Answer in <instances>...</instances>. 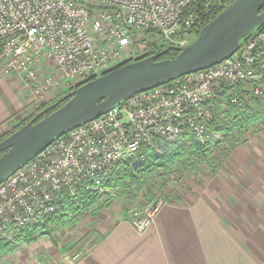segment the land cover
Masks as SVG:
<instances>
[{
    "label": "built area",
    "instance_id": "1",
    "mask_svg": "<svg viewBox=\"0 0 264 264\" xmlns=\"http://www.w3.org/2000/svg\"><path fill=\"white\" fill-rule=\"evenodd\" d=\"M196 4L204 11L228 2L0 0V82L16 75L33 98L51 89L56 101L133 62L131 44L142 36L152 33L165 46L189 44L205 25L194 20L191 9ZM50 61L55 75L43 80L39 69ZM247 93L264 103V24L220 64L115 104L55 138L9 174L0 182V237L40 226L59 212L69 214L67 203L77 204L82 195L101 191L115 167L130 165L145 148L161 151L165 144L191 135L209 150L219 101L226 98L228 106L239 109ZM163 206L164 200L157 198L131 212L128 223L142 234Z\"/></svg>",
    "mask_w": 264,
    "mask_h": 264
},
{
    "label": "crops",
    "instance_id": "2",
    "mask_svg": "<svg viewBox=\"0 0 264 264\" xmlns=\"http://www.w3.org/2000/svg\"><path fill=\"white\" fill-rule=\"evenodd\" d=\"M31 98L20 77L2 79L0 136L26 117ZM242 138L222 153L216 170L209 169L201 189L193 183L164 200L144 233H136L128 218L103 219L98 233L86 235L92 242L79 258L69 259L63 250L73 238L34 254L64 264H264V126L249 129ZM213 159L210 166L216 165L218 158Z\"/></svg>",
    "mask_w": 264,
    "mask_h": 264
},
{
    "label": "water",
    "instance_id": "3",
    "mask_svg": "<svg viewBox=\"0 0 264 264\" xmlns=\"http://www.w3.org/2000/svg\"><path fill=\"white\" fill-rule=\"evenodd\" d=\"M264 24V0H233L183 47L165 46L82 84L0 141V182L66 132L105 114L115 104L174 78L220 64ZM170 51L171 59L157 60ZM63 105H57L60 103ZM52 111V112H50ZM50 112L47 116L44 114Z\"/></svg>",
    "mask_w": 264,
    "mask_h": 264
},
{
    "label": "rangeland",
    "instance_id": "4",
    "mask_svg": "<svg viewBox=\"0 0 264 264\" xmlns=\"http://www.w3.org/2000/svg\"><path fill=\"white\" fill-rule=\"evenodd\" d=\"M227 2H229V0H227ZM224 8L225 6H223L222 9ZM216 9L218 8L204 9V12H200L201 15L205 13V15L202 16L193 14L194 20L203 22L206 19L205 17L211 16L210 13ZM154 44L156 46H161L162 42L152 33H149L147 37L142 36L140 41L132 42L131 49L134 52V56L130 61H135L145 55L149 46ZM39 74L40 78L43 80L49 76H54L55 71L53 62L43 63L39 69ZM56 98L57 94L51 89L44 91L42 95L36 98L32 97V106L27 110L28 114H26L24 119L33 114L34 111L40 107H49ZM254 99L255 98L248 93L245 96L246 102L252 106H255L256 99ZM226 103V98L221 99L218 106H216L215 118L217 125L215 127L216 129L212 131V134L214 133L215 136H211L212 143L210 149L207 150L208 157H206V159L203 158L202 155H197L193 159L184 158L183 164L180 163L171 167L168 173L164 172L163 169L158 170L155 174L147 176L144 173H137V175L134 176L135 182L127 180L117 188L111 186L102 188L101 191L96 193L95 200L89 205L75 214L66 213L63 215L65 218L61 220L60 223L54 225L50 224L45 230L38 232L35 236V240L31 243L23 241L14 243V234L20 232H14L0 237V243L15 244L10 252L3 251L0 253V264H64L63 262L54 263L56 261L55 259L58 258L49 257L47 254L37 256L34 254L33 250H39L46 245L49 246L52 244L58 246V243L63 244L66 239L73 238L74 243L70 247L66 246L63 248L66 252L65 255L69 257V259H72L75 255L80 256L85 252V248L92 242V240H86L87 234L91 232H94L93 234L98 233L96 232V228H99L100 223L106 222L107 219L111 218V220H114L116 218H121L124 220L129 217L131 212L141 210L143 207L153 204L157 198H161L165 201L172 200L178 192L187 191L190 188V184L193 183L196 185L197 189H201L202 178L209 176V169L216 170L218 167L217 163L221 160L220 157H222V153L236 144H239L243 139V134L240 135L235 131L231 133L227 132H229L231 125L244 113L239 115L236 109L230 108ZM261 119L260 116L254 118V120L258 122L255 123L250 130L264 126V120L261 121ZM185 141L186 137L185 140L180 141V143L185 144ZM180 143L172 145L165 144L163 150L173 145L179 146ZM163 150L152 151L155 155L160 156L164 153ZM213 158H218L215 160L216 165L210 166V159ZM94 194H92V196H94ZM82 234L84 235L82 236ZM80 235L81 237H79ZM96 237L98 236L94 238ZM77 238L80 239L75 241ZM57 251L62 254L61 249Z\"/></svg>",
    "mask_w": 264,
    "mask_h": 264
},
{
    "label": "trees",
    "instance_id": "5",
    "mask_svg": "<svg viewBox=\"0 0 264 264\" xmlns=\"http://www.w3.org/2000/svg\"><path fill=\"white\" fill-rule=\"evenodd\" d=\"M232 1L233 0H229L228 4L231 3ZM222 10H223L222 8L213 10L210 13L211 16L205 17L206 19L204 20V24H207L212 18L218 15ZM201 11L204 12L201 9V6L199 4L194 5L191 9V12L196 16L205 15V13H202L201 15L200 13ZM164 48H165V45L163 44L161 46H156L155 44L152 46H149L147 53L143 55L142 57L136 59L135 61L144 59L151 55H155L158 52L162 51ZM177 54H178L177 51H170L166 55L162 56L161 58L157 60L171 59V58H174ZM128 63L130 62H126L122 64L121 66L128 64ZM69 92H67L66 94H68ZM59 99L54 101L52 104L57 102ZM52 104H50L49 106H51ZM63 104H64L63 102L58 104L56 108H58L59 106ZM230 108H234V107L230 106ZM44 109L45 107H40L37 110H35L33 114H31L26 119L22 120L20 124L16 126L11 132L1 135L0 141H2L7 136H9L11 133L16 131L19 127L27 124L32 118H34L37 114L42 112ZM234 109L237 110V113L239 115L241 113H244V114H241L240 118L231 125L230 130L227 133H231L235 131L236 133L240 135L245 134L251 127L254 126L255 123L258 122V121H255L254 118H257L260 116L262 118L261 121L264 120V106H263V103L258 99L255 100V106H252L251 104L246 102L245 98H242L239 109L237 108H234ZM50 112L44 114L42 117L47 116ZM214 129L216 128L212 127L211 131H213ZM185 142H186L185 144H180L179 146L173 145L171 147H168L167 149H164V153L161 154L160 156L155 155L152 149L150 148H145L141 150L138 157L135 160H133L130 165L127 164V165L115 167L110 172V174L102 181L101 188H106L110 186L117 188L118 186H121L123 183H125L127 180H132L135 182L134 176L137 175V173H141V174L144 173L147 176V175L155 174L158 172V170H162V169L164 170V172L168 173V170L171 167L182 163L184 161V158L193 159L197 155H200V156L202 155V157L205 159L206 157H208L207 150H205V148L201 146V144L193 136L192 137L186 136ZM2 154L3 153H1L0 156ZM96 195L97 194H94V196L88 195V194L82 195L77 204L67 203V210L71 214H75L79 212L84 207L89 205L93 200H95ZM63 215L64 214H61L59 212L53 216H50L40 226H33L29 228L28 230L20 231V233H15L13 236L14 243L22 242V241L26 243L33 242L38 232L45 230L48 226H50V224L54 225V224L60 223L61 220L65 218ZM14 243H0V253L3 251L10 252L15 245Z\"/></svg>",
    "mask_w": 264,
    "mask_h": 264
},
{
    "label": "flooded vegetation",
    "instance_id": "6",
    "mask_svg": "<svg viewBox=\"0 0 264 264\" xmlns=\"http://www.w3.org/2000/svg\"><path fill=\"white\" fill-rule=\"evenodd\" d=\"M165 55H166V54H165ZM159 58H161V57H159ZM159 58H158V59H159ZM52 103H53V102H52Z\"/></svg>",
    "mask_w": 264,
    "mask_h": 264
}]
</instances>
